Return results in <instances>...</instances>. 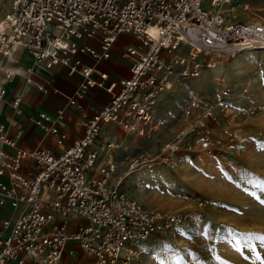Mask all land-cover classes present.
I'll return each mask as SVG.
<instances>
[{"label":"built area","instance_id":"built-area-1","mask_svg":"<svg viewBox=\"0 0 264 264\" xmlns=\"http://www.w3.org/2000/svg\"><path fill=\"white\" fill-rule=\"evenodd\" d=\"M205 1L13 0L0 19V101L9 104L12 116L25 114V97L22 92L9 97L16 72L6 64L17 63L21 51L47 71L61 65L68 76L80 75L68 96L70 106L81 110L79 99L94 87L108 90L110 99L92 113L81 110L84 130L72 139L66 108L28 116L43 131L42 141L55 136L59 151L42 143L25 148L21 122L0 123V264H67L64 257L79 250L92 259L88 264H127L154 234L197 219L188 210L148 207L120 183L142 166L150 172L159 164L176 168L179 152L195 145L213 153L214 124L221 115H237L229 105V84L214 104L193 94L182 112L185 126L161 144L158 156L144 148L126 155L128 169L117 182L112 181L119 166L115 142L100 138L106 124L135 140L150 137L158 129L159 94L175 78H197L203 68L216 67L215 53L264 48V21L237 19L236 0H210L209 6ZM122 33L137 39L125 50L130 75L111 76L99 62L111 57ZM180 46L186 49L177 53ZM39 67L27 66L20 74L26 84L47 92Z\"/></svg>","mask_w":264,"mask_h":264},{"label":"rangeland","instance_id":"rangeland-1","mask_svg":"<svg viewBox=\"0 0 264 264\" xmlns=\"http://www.w3.org/2000/svg\"><path fill=\"white\" fill-rule=\"evenodd\" d=\"M12 2L0 0V19ZM236 5L237 19L264 21V0H236ZM214 55L216 67L203 68L197 78H175L159 94L158 129L150 137L135 140L116 125L108 130L115 139L101 134V143L115 142L119 166L112 181L117 182L128 169L126 155L144 148L158 156L161 144L185 126L182 112L193 94L214 104L224 85L232 87L229 105L237 115H221L214 124L213 153L195 145L193 151L179 152L176 168L159 164L153 173L140 169L120 183L148 207L188 210L197 218L154 234L127 264H264V50ZM7 111L0 101V120ZM64 259L67 264L92 263L81 250Z\"/></svg>","mask_w":264,"mask_h":264},{"label":"crops","instance_id":"crops-1","mask_svg":"<svg viewBox=\"0 0 264 264\" xmlns=\"http://www.w3.org/2000/svg\"><path fill=\"white\" fill-rule=\"evenodd\" d=\"M89 43L96 44L92 40H86ZM137 39L132 34L122 33L118 36L117 40L112 46V54L108 59H103L99 62V67L108 71L111 76H129L130 75V65L131 57L125 54L126 46L128 44H136ZM97 45V44H96ZM121 49V50H120ZM16 57L18 62L15 64L7 63L6 66H14L17 69V76L14 81L9 83V94L13 96L15 93L22 92L25 97V114L22 116H12V110L9 104L2 101L8 107V111L3 117L2 121L8 120L21 122L25 128V134L20 140V145L25 148H34L39 144H43L49 147L53 151H59L60 147L55 142V136L49 135L44 141L43 131L40 130L35 124L29 120L30 114H35L37 110H46L51 114H55L58 109L66 108V126L69 129L70 138H74L83 133V118L81 116V110L88 113H92L98 109L102 104L108 102L110 99V93L105 88L94 87L90 88L89 93L86 97L80 98L79 101L82 104V109H78L73 105L68 104V96L73 94L77 82L81 79L80 75L75 74L74 76H68L65 71V67L57 65L51 70H41V76L38 77L39 80L45 81L49 90L47 92L38 91L34 86L26 84L25 79L20 73H24L27 66H35L34 60L30 54L26 51L18 52ZM86 63L93 64L94 60L89 56H83ZM38 67V66H36ZM3 72L0 71V75ZM33 111V113H32ZM110 126H115L113 124L104 126L102 135L106 134ZM10 133H14V127L10 128ZM115 139V135L112 136Z\"/></svg>","mask_w":264,"mask_h":264},{"label":"bare ground","instance_id":"bare-ground-1","mask_svg":"<svg viewBox=\"0 0 264 264\" xmlns=\"http://www.w3.org/2000/svg\"><path fill=\"white\" fill-rule=\"evenodd\" d=\"M182 47H186V46H180V47H178L177 49H176V52L177 51H179ZM260 49H263L264 50V48H260V47H257V48H253V47H245V48H243V49H241V50H239L238 52H241V51H243V50H260ZM216 54H221V53H216ZM31 56V55H30ZM203 55H200V57H202ZM32 57V56H31ZM32 59L34 60V58L32 57ZM34 65L35 66H38V65H36L35 64V60H34ZM39 67V66H38ZM40 68V67H39ZM17 69L18 68H16L15 66H14V70H15V72H16V76H17ZM41 70H46V69H44V68H40ZM15 76V77H16ZM172 86V82L171 83H169L168 84V86L166 87V88H168V87H171ZM165 88V89H166ZM1 124H3L4 126H7V125H9L10 123H1ZM140 169H145L147 172H150L147 168H145L144 166H142V167H140V168H138L137 170H140ZM136 170V171H137ZM155 172V171H154ZM150 173H153V172H150ZM161 177V176H160ZM162 178V177H161Z\"/></svg>","mask_w":264,"mask_h":264}]
</instances>
